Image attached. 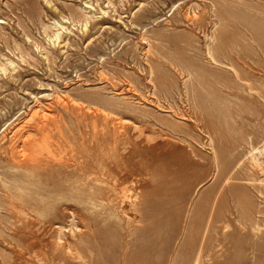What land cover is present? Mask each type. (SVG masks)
I'll return each mask as SVG.
<instances>
[{"label": "rangeland", "instance_id": "374dc122", "mask_svg": "<svg viewBox=\"0 0 264 264\" xmlns=\"http://www.w3.org/2000/svg\"><path fill=\"white\" fill-rule=\"evenodd\" d=\"M260 6L0 0V264H264L246 170L264 147ZM27 140L42 176L22 193ZM82 163L78 200L33 191Z\"/></svg>", "mask_w": 264, "mask_h": 264}, {"label": "bare ground", "instance_id": "6f19581e", "mask_svg": "<svg viewBox=\"0 0 264 264\" xmlns=\"http://www.w3.org/2000/svg\"><path fill=\"white\" fill-rule=\"evenodd\" d=\"M86 3V2H85ZM87 6H88V4H86ZM262 11H264V6H260L259 7ZM84 9V8H83ZM83 13H84V26L85 27H87V25H88V22H89V20H90V18H92V15H96L95 13H92V12H90V10H88V9H84L83 10ZM60 24V22L59 21H56V23H54L53 24V33L50 35L52 38L51 39H53V41L54 42H56V41H58L59 39H60V37H61V30H60V26H58ZM62 27H63V25H62ZM8 65H14V63H13V61H11V60H9L8 62H7V64H2L1 66H0V68H2L3 70H5L6 71V69H7V66ZM4 72V71H3ZM37 108V107H36ZM37 110V109H36ZM43 110H44V108H43ZM37 113L39 112V111H36ZM33 113V112H32ZM34 114H36V113H34ZM39 114V113H38ZM44 121V120H43ZM59 122V121H58ZM57 122V123H58ZM22 124H23V122H22ZM31 125V124H30ZM28 135H26V137H27ZM31 136V135H30ZM24 137V136H23ZM50 139V138H49ZM31 141H34V140H31ZM25 142V141H24ZM28 143H30V141L29 140H27L26 141V143L24 144V146L25 147H23L22 149L24 150H22L23 152H22V155L23 156H27L29 153H30V151H31V146H30V144H28ZM37 143V142H36ZM21 145H22V143H20ZM31 144H33V143H31ZM16 145H17V143H16ZM20 145V146H21ZM20 146L19 147H17L18 149L20 148ZM35 146V145H34ZM38 147H39V145H37ZM38 147H36V148H38ZM32 148H33V145H32ZM36 148H34L35 150L34 151H37L36 150ZM40 148H41V145H40ZM257 150H259L258 148H257ZM18 152V151H17ZM19 153V152H18ZM20 153H21V151H20ZM19 153V154H20ZM33 153V151L30 153V154H32ZM29 154V155H30ZM261 155L263 156L264 155V147L262 148L261 147V149L259 150V154H257L255 151L254 152H251L250 153V158H249V160L247 161V166H246V170H247V178L248 179H251V180H258V181H260V183H258V185L259 186H261V187H264V166H262L263 165V161H262V158H261ZM22 156V158L23 159H19V160H17L16 161V166L18 167V168H21V169H23V170H25V172H26V174L25 175H21V174H15V176H13V178H12V176H11V178H12V183L18 188V190H20V192H22V193H24V192H27L26 190L27 189H32L31 188V185L33 184V183H31V182H33V179H35L36 177L37 178H39V176H42V174H41V170H39V168H38V166H39V164H37V163H34V162H30L27 158H26V156L25 157H23ZM15 166V167H16ZM70 168V167H69ZM106 168V167H105ZM68 169V168H67ZM16 170H18V169H16ZM259 172H262V174L261 175H259L258 173ZM32 173H34V176H32V177H34L33 179H31V174ZM53 174V173H52ZM63 175H62V177L61 178H57L58 180H56V179H47L46 177H45V179H47L46 180V182H44V183H40V184H37V186L35 187V189L36 190H33L34 192H36V193H38L39 194V196H40V200L43 202V201H45L46 199L48 200L51 196H54V195H56V194H62V193H60V192H62V191H68V195L66 196L67 198H64V199H77L78 200V198H79V195L80 194H78L79 192H85L86 190H85V186H86V184L89 182L88 180L90 179V177L93 175V173H92V175L90 176V174H91V171H90V168H89V166L86 164V165H83V163H82V165H79V166H77V167H75L72 171H69V172H64V173H62ZM33 175V174H32ZM39 175V176H38ZM229 175V174H228ZM1 176V175H0ZM2 176H4V175H2ZM9 176V175H8ZM10 177V176H9ZM75 177V179H72V178H74ZM2 179V178H1ZM40 179V178H39ZM3 180V179H2ZM9 180H11V179H9ZM5 181V180H4ZM45 181V180H44ZM40 182V180L38 181V183ZM37 183V182H36ZM44 184V185H43ZM5 185V184H4ZM7 186V185H6ZM82 186H84V188L82 187ZM8 187V186H7ZM5 188V187H4ZM8 190H10V189H8ZM17 190V191H18ZM14 191V190H13ZM34 192L32 193V194H34ZM77 192V193H76ZM4 193H6V192H4ZM14 193V192H13ZM15 193H17V192H15ZM44 193H47L48 195H45ZM7 194V193H6ZM26 194V193H25ZM58 194V195H59ZM66 194V193H65ZM120 194V193H119ZM12 195V194H11ZM16 195V194H15ZM26 195H28V196H30L29 194H26ZM57 195V196H58ZM63 195V194H62ZM62 195H59V197L60 196H62ZM81 195H83V194H81ZM7 196V195H6ZM9 196H10V194H9ZM20 196H22V195H20ZM33 196H35V195H33ZM136 196V195H135ZM8 197V196H7ZM7 197H6V199H7ZM12 197V196H11ZM23 197V196H22ZM25 197V196H24ZM23 197V198H24ZM36 197H38V196H36ZM63 197V196H62ZM125 197V196H124ZM5 198V197H4ZM17 198H19L18 196H17ZM23 198H21L22 200H23ZM54 198H56V197H54ZM53 198V199H54ZM52 199V198H51ZM81 200H84L85 198L84 197H82L81 196V198H80ZM122 199V198H121ZM137 199V198H136ZM135 200V199H134ZM7 201V200H6ZM30 200H28V202H29ZM33 201V200H32ZM36 201H38V200H36ZM54 201H56L55 199H54ZM92 201V200H91ZM9 202V201H8ZM15 202V201H14ZM18 202V201H17ZM46 202V201H45ZM27 203V202H26ZM9 204V203H8ZM51 203H49V205H50ZM52 204H54V202L52 203ZM11 205H12V203H11ZM10 206V205H9ZM13 206H16V208H17V205L16 204H14ZM21 206V205H20ZM21 207H23V206H21ZM14 208V207H13ZM18 209V208H17ZM20 209V208H19ZM24 209V208H23ZM23 209H21V210H23ZM123 212V211H122ZM126 214V213H125ZM128 215V214H127ZM43 221V220H42ZM66 240H68V239H66ZM67 242H69V241H67ZM69 244V243H68ZM70 246V248H69V250L71 249V252L70 253H72V255L73 254H75V252H76V254H78L77 256L79 257V255H81L80 253H79V251L78 250H74L73 251V247L71 246V244L69 245ZM67 250V249H66ZM198 253H197V255H196V257L198 258V256H199V253H200V250L199 251H197ZM85 258V257H84ZM78 259V258H77Z\"/></svg>", "mask_w": 264, "mask_h": 264}]
</instances>
